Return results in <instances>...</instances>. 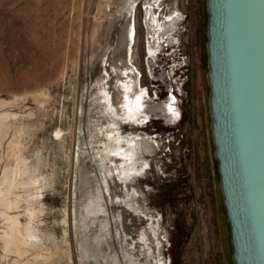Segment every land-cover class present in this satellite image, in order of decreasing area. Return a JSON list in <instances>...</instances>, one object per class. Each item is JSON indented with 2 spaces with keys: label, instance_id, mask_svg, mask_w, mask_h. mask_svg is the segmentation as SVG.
Here are the masks:
<instances>
[{
  "label": "rangeland",
  "instance_id": "obj_1",
  "mask_svg": "<svg viewBox=\"0 0 264 264\" xmlns=\"http://www.w3.org/2000/svg\"><path fill=\"white\" fill-rule=\"evenodd\" d=\"M180 11L187 20H168ZM128 22L132 45L121 48L130 46L137 73L118 85L125 114L111 101V61ZM208 22V0H0V264H236L212 131ZM159 29L191 54L187 95L171 117L161 107L170 97L163 58L160 102L136 88L138 76L151 88ZM180 110L165 154L151 136Z\"/></svg>",
  "mask_w": 264,
  "mask_h": 264
},
{
  "label": "water",
  "instance_id": "obj_2",
  "mask_svg": "<svg viewBox=\"0 0 264 264\" xmlns=\"http://www.w3.org/2000/svg\"><path fill=\"white\" fill-rule=\"evenodd\" d=\"M210 110L236 264H264V0H208Z\"/></svg>",
  "mask_w": 264,
  "mask_h": 264
},
{
  "label": "built area",
  "instance_id": "obj_3",
  "mask_svg": "<svg viewBox=\"0 0 264 264\" xmlns=\"http://www.w3.org/2000/svg\"><path fill=\"white\" fill-rule=\"evenodd\" d=\"M177 14H171V16L168 18V20H171L173 17L180 18L181 21L187 20V13H183L182 11L176 12ZM174 15V16H173ZM182 27V26H181ZM185 30V24L182 27V30ZM175 32V31H173ZM171 34V32L169 33ZM167 34V35H169ZM172 37L166 36L163 37L160 46L156 48L155 52V58H154V65H153V74H152V82H151V88L145 87L147 89V95L151 102H160V95L162 94V88L159 83V77L157 76L156 72V63L159 61V59H164V70L167 75V78L169 80L170 84V97L168 98L170 104L176 105L177 103H181L184 101V98L187 95V91L185 89V85L190 80V74H191V54L184 48V43L182 42V38L180 35L177 37H173V40H170ZM138 76V81L140 80ZM140 86V83H139ZM173 111H176V107L173 106ZM177 113V117L174 119V125L170 129H165L161 131L155 130V132L152 134V138L154 140L160 139L161 142L164 144L166 143L169 147L168 151H164L165 154L170 153V145L173 144V142L176 140V128H178V125H176L179 120L181 119L182 111L180 110ZM152 118L144 119L145 124H149L153 122Z\"/></svg>",
  "mask_w": 264,
  "mask_h": 264
},
{
  "label": "bare ground",
  "instance_id": "obj_4",
  "mask_svg": "<svg viewBox=\"0 0 264 264\" xmlns=\"http://www.w3.org/2000/svg\"><path fill=\"white\" fill-rule=\"evenodd\" d=\"M128 24H129V26H128V30L126 31L127 32V34H125L124 32V35H123V37H122V40H121V44L119 45L120 46V48H116L115 49V51H114V57H115V55L117 54V52H118V55H117V57H115L118 61H119V63H115V62H113V60L111 61V64H112V69H113V74L115 73V75H116V81L114 82L115 83V92L114 93H112V99H111V101L113 100V103H114V105H115V108H116V110L117 111H120V112H124L125 114L127 113V109H126V103H125V100H124V96L122 95L124 92L121 90V88L123 87H119L118 85H121L120 83H121V81H122V78H125L126 77V75H125V73H128V75L131 73V71L133 70V71H135L136 72V69H134V66L130 63V56H128V55H130V54H128V53H130V46L132 45V41H133V37H134V34L132 33V31H133V27H134V29H135V26L133 25V27H132V30H131V34H130V25H131V22H128ZM171 23H168L167 22V24H166V26H169ZM127 27V26H126ZM160 27V26H159ZM159 31H160V29H159ZM134 33H135V31H134ZM160 33L161 34H164V36H166L167 35V33H162L161 31H160ZM133 34V35H132ZM121 39V38H120ZM160 39V40H159ZM162 39H163V36H160L159 35V33L157 32V33H155L154 34V38L151 40V42H152V44L151 45H154V44H157V43H161V41H162ZM127 40H129V45H130V43H131V45L128 47V50H127V53L125 52L124 53V50L121 48L123 45H124V42H126ZM159 41V42H158ZM158 45H160V44H158ZM128 46V45H127ZM127 46H126V48H127ZM118 49V50H117ZM127 55V56H126ZM129 57V58H128ZM113 62V63H112ZM110 64V65H111ZM137 73V72H136ZM123 75H125V76H123ZM165 75V74H164ZM167 77V76H166ZM168 84V83H167ZM124 87H125V85H124ZM136 88L137 89H139L140 91H142V92H144V94L146 95V96H148L147 95V91L146 90H143V89H141V88H139V82H138V78H137V80H136ZM115 94V95H114ZM167 100H168V98H167ZM166 101V100H165ZM168 101H166V102H164V103H162L161 105V107H163V109H164V115L166 116V117H171V116H174L173 114L175 113V111H173L174 110V108L172 107V105L169 103H167ZM141 112V111H140ZM142 113V112H141ZM141 115H143V113L141 114ZM173 123V122H172ZM171 123V124H172ZM169 124V123H168ZM174 124V123H173ZM0 126H1V124H0ZM169 126V125H168ZM112 136V135H111ZM130 139V138H129ZM121 161H124V160H121ZM116 162H117V160H116ZM125 162V161H124ZM119 164V163H118ZM128 166V165H127ZM121 169V168H120ZM121 173V172H120ZM17 224L18 223H15L14 224V228H15V232H16V229H17ZM18 230V229H17ZM29 235H31V234H29ZM32 236H33V234H32ZM32 238V237H31ZM7 239V238H6ZM10 239V238H9ZM10 243V242H9Z\"/></svg>",
  "mask_w": 264,
  "mask_h": 264
}]
</instances>
